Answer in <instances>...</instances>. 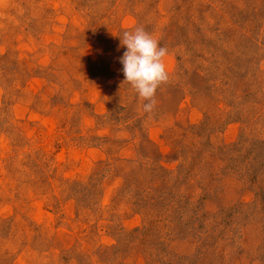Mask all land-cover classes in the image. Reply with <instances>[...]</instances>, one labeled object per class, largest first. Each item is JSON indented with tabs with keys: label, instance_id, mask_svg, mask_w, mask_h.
Masks as SVG:
<instances>
[{
	"label": "rangeland",
	"instance_id": "obj_1",
	"mask_svg": "<svg viewBox=\"0 0 264 264\" xmlns=\"http://www.w3.org/2000/svg\"><path fill=\"white\" fill-rule=\"evenodd\" d=\"M0 264H264V0H0Z\"/></svg>",
	"mask_w": 264,
	"mask_h": 264
},
{
	"label": "clouds",
	"instance_id": "obj_2",
	"mask_svg": "<svg viewBox=\"0 0 264 264\" xmlns=\"http://www.w3.org/2000/svg\"><path fill=\"white\" fill-rule=\"evenodd\" d=\"M120 37L121 46L126 47L120 57L124 81L131 85L138 97L144 101L143 111L149 113L155 106L157 88L167 83L169 73L164 63L168 54L144 28L124 31Z\"/></svg>",
	"mask_w": 264,
	"mask_h": 264
}]
</instances>
